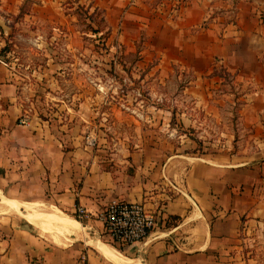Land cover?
Listing matches in <instances>:
<instances>
[{"label":"crops","instance_id":"crops-1","mask_svg":"<svg viewBox=\"0 0 264 264\" xmlns=\"http://www.w3.org/2000/svg\"><path fill=\"white\" fill-rule=\"evenodd\" d=\"M80 1L101 9L107 30L142 35L161 74L183 76L179 95L190 105L206 108L229 81L242 113L239 150L165 162L140 150L112 159L115 168L102 165L75 134L28 120L22 88L0 61V207L10 208L0 214V264H113L99 254V214L113 199L141 203L162 221L142 242L117 249L135 264H244L245 231L264 228V0ZM51 210L84 235L55 241L28 220Z\"/></svg>","mask_w":264,"mask_h":264},{"label":"rangeland","instance_id":"rangeland-1","mask_svg":"<svg viewBox=\"0 0 264 264\" xmlns=\"http://www.w3.org/2000/svg\"><path fill=\"white\" fill-rule=\"evenodd\" d=\"M90 8L80 0H0V61L22 88L28 120L75 134L112 168V159L128 161L140 150L163 162L239 150L242 113L229 81L206 108L190 105L179 95L183 76L161 74L142 35L107 30L101 9ZM43 233L58 240L50 227ZM241 248L242 263L264 264V228L247 229Z\"/></svg>","mask_w":264,"mask_h":264},{"label":"built area","instance_id":"built-area-1","mask_svg":"<svg viewBox=\"0 0 264 264\" xmlns=\"http://www.w3.org/2000/svg\"><path fill=\"white\" fill-rule=\"evenodd\" d=\"M74 217L83 221L85 212L76 208ZM102 236L118 250L142 242L159 225L158 214L150 213L141 203L111 200L99 214Z\"/></svg>","mask_w":264,"mask_h":264},{"label":"bare ground","instance_id":"bare-ground-1","mask_svg":"<svg viewBox=\"0 0 264 264\" xmlns=\"http://www.w3.org/2000/svg\"><path fill=\"white\" fill-rule=\"evenodd\" d=\"M14 209H15V207H14ZM25 209L29 210L31 208L29 206H25ZM9 211H10V208L0 207V214H2V213L4 214L5 212H9ZM36 212H37V210H36ZM30 214H31V212H30ZM28 218H29L28 220H30V222H32V224H34L37 228L41 229L42 231H45L46 228L50 227L53 235L57 239L59 237H61L67 241H73V240H76L79 236L84 235V231H83V228H82L80 223H78L77 221L67 217L66 215L61 214L57 210H51V211H48L44 214L34 213L31 216H29ZM49 224H51V225H49ZM43 227L45 228V230ZM99 250L101 251V253H99V254H104L105 257L107 259H109L113 264H135L133 261L125 258L123 255H121L117 251L113 250L112 248L108 247L107 245L99 248Z\"/></svg>","mask_w":264,"mask_h":264}]
</instances>
